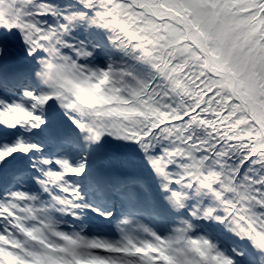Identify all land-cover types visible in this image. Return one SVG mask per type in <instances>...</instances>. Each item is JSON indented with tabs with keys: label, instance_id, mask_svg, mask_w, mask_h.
<instances>
[{
	"label": "snow or ice",
	"instance_id": "obj_1",
	"mask_svg": "<svg viewBox=\"0 0 264 264\" xmlns=\"http://www.w3.org/2000/svg\"><path fill=\"white\" fill-rule=\"evenodd\" d=\"M0 264H264V0H0Z\"/></svg>",
	"mask_w": 264,
	"mask_h": 264
}]
</instances>
